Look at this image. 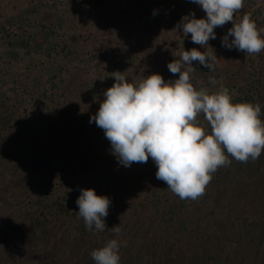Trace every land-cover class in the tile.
I'll use <instances>...</instances> for the list:
<instances>
[{
	"label": "trees",
	"instance_id": "1",
	"mask_svg": "<svg viewBox=\"0 0 264 264\" xmlns=\"http://www.w3.org/2000/svg\"><path fill=\"white\" fill-rule=\"evenodd\" d=\"M191 13L206 18L192 0H0V264H95L112 239L119 264H264V150L240 162L225 149L231 163L193 201L156 178L151 157L122 165L90 123L113 72L174 81L167 65L193 48L217 57L211 69L193 61L194 87L258 103L264 122V50L223 46L232 22L203 49L177 29ZM245 14L264 38V0H244L234 22ZM81 189L109 198L104 231L78 215Z\"/></svg>",
	"mask_w": 264,
	"mask_h": 264
},
{
	"label": "clouds",
	"instance_id": "2",
	"mask_svg": "<svg viewBox=\"0 0 264 264\" xmlns=\"http://www.w3.org/2000/svg\"><path fill=\"white\" fill-rule=\"evenodd\" d=\"M206 13V18L185 15L177 25L183 36L204 49L210 39H216L214 29L232 22L222 38V45L258 54L264 50V38L250 15L239 23L235 14L244 0H192ZM155 14V12H154ZM229 37H233L229 41ZM209 47V46H208ZM217 57L196 48L184 50L179 60L167 67L178 79L165 82L153 73L138 84L128 82L123 72H113L115 83L104 92L105 99L90 119L102 128L113 154L125 167L132 163H146L149 157L157 165L156 178L181 199L196 200L205 192L218 167L231 163L228 154L240 162L258 159L264 150V122L261 106L250 102L233 103L227 88L213 93L197 89L190 82L195 71L193 61L211 69ZM185 66H187L185 70ZM203 113L211 127V134L197 122ZM110 200L99 196L94 189H81L76 200L88 230L104 231L107 227ZM112 231L120 232L119 226ZM119 242L110 240L91 252L95 264H119Z\"/></svg>",
	"mask_w": 264,
	"mask_h": 264
},
{
	"label": "rangeland",
	"instance_id": "3",
	"mask_svg": "<svg viewBox=\"0 0 264 264\" xmlns=\"http://www.w3.org/2000/svg\"><path fill=\"white\" fill-rule=\"evenodd\" d=\"M143 57H144V56H143ZM219 60H220V61H219L220 64H221V65H224L225 67H227V66H229V65H231V64H232L234 67H235V65H236L233 61L231 62L230 60L226 61V60H224L223 58H222V59H219Z\"/></svg>",
	"mask_w": 264,
	"mask_h": 264
}]
</instances>
